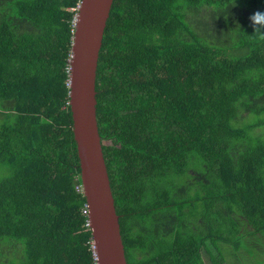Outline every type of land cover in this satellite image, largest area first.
Listing matches in <instances>:
<instances>
[{"label":"trees","instance_id":"16d2710c","mask_svg":"<svg viewBox=\"0 0 264 264\" xmlns=\"http://www.w3.org/2000/svg\"><path fill=\"white\" fill-rule=\"evenodd\" d=\"M77 4L0 0V264H97L69 105ZM257 10L114 0L97 119L128 264H254L240 247L264 240Z\"/></svg>","mask_w":264,"mask_h":264},{"label":"water","instance_id":"95a60500","mask_svg":"<svg viewBox=\"0 0 264 264\" xmlns=\"http://www.w3.org/2000/svg\"><path fill=\"white\" fill-rule=\"evenodd\" d=\"M114 0H81L69 60V105L97 264H128L97 119V68Z\"/></svg>","mask_w":264,"mask_h":264},{"label":"rangeland","instance_id":"374dc122","mask_svg":"<svg viewBox=\"0 0 264 264\" xmlns=\"http://www.w3.org/2000/svg\"><path fill=\"white\" fill-rule=\"evenodd\" d=\"M249 104H252V102L251 101H249ZM244 112V111H243ZM245 113V112H244ZM253 113H250V112H247V113H245V114H243V116H241L240 117V121L243 123V124H246V123H248V120L251 122V123H256L255 122V119H254V117H253V115H252ZM238 123H240V122H238ZM263 128H264V124L262 125V126H260V127H258L256 130H253V133H255L256 135L257 134H259V133H263ZM262 131V132H261ZM191 175L190 176H188L187 177V180L188 181H190L191 183H193V185L195 186V181H194V178L192 177V171L190 170V172H189ZM8 175V170H7V167H5V166H0V180L3 178V177H6ZM195 188V187H194ZM191 193H194V192H191ZM257 238V240H252L254 243H252L253 244V246L251 245V246H249L250 247V249H249V251H250V256L251 257H249V255L247 254V251L244 249V248H242L243 247V245H242V247H240V251H241V256H244V258H246V259H250V258H252L253 259V263L254 264H264V240H262V239H259L258 237H256ZM245 245V244H244ZM228 249H227V251H226V254H227V257L229 258V254L231 253V252H233V249H231V246L230 247H227ZM234 257V256H233ZM234 260H235V257H234ZM246 262H248V264H251V262L250 261H248V260H245ZM233 263V260H232V258H231V260H230V262H229V264H232Z\"/></svg>","mask_w":264,"mask_h":264},{"label":"clouds","instance_id":"9594fccd","mask_svg":"<svg viewBox=\"0 0 264 264\" xmlns=\"http://www.w3.org/2000/svg\"><path fill=\"white\" fill-rule=\"evenodd\" d=\"M256 38L264 39V11H255L249 17Z\"/></svg>","mask_w":264,"mask_h":264},{"label":"built area","instance_id":"2783aa9c","mask_svg":"<svg viewBox=\"0 0 264 264\" xmlns=\"http://www.w3.org/2000/svg\"><path fill=\"white\" fill-rule=\"evenodd\" d=\"M80 3H81V0H78V4H77V6L74 8V9H77V11H78V8H79V6H80ZM76 19V18H75Z\"/></svg>","mask_w":264,"mask_h":264},{"label":"crops","instance_id":"0c3cea01","mask_svg":"<svg viewBox=\"0 0 264 264\" xmlns=\"http://www.w3.org/2000/svg\"><path fill=\"white\" fill-rule=\"evenodd\" d=\"M262 132V131H261ZM262 134H264V128H263V133Z\"/></svg>","mask_w":264,"mask_h":264}]
</instances>
